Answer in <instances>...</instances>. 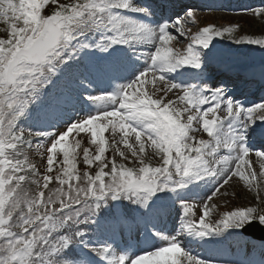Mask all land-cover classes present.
Instances as JSON below:
<instances>
[{
    "label": "snow or ice",
    "instance_id": "obj_1",
    "mask_svg": "<svg viewBox=\"0 0 264 264\" xmlns=\"http://www.w3.org/2000/svg\"><path fill=\"white\" fill-rule=\"evenodd\" d=\"M253 14L264 15V8ZM149 15L133 0H0L6 33L0 38V264H264V242L242 231L253 222L264 226V208L237 207L213 218L217 204L209 203L226 195L221 189L234 178L260 201L264 151H255L259 174L247 158L255 139L264 141V99L249 106L227 87L202 83L217 38L261 48L264 38L215 25L192 33L185 27L187 18L195 20L192 11L183 22L156 27ZM171 29L188 36L186 47L170 46ZM149 73L163 85L151 93L144 90ZM173 90L183 108L164 102ZM89 104L94 112L70 122L78 106ZM61 122L66 130H45ZM201 129L208 139L194 135ZM74 131L90 132L95 151L81 149L80 140L68 145ZM33 148L46 157L43 172L29 158ZM81 163L86 167L79 169ZM194 183L216 187L205 201H175L174 234L158 229L169 211L167 194ZM157 239L163 243L155 245ZM193 241L213 246V254H194L186 246Z\"/></svg>",
    "mask_w": 264,
    "mask_h": 264
},
{
    "label": "rangeland",
    "instance_id": "obj_2",
    "mask_svg": "<svg viewBox=\"0 0 264 264\" xmlns=\"http://www.w3.org/2000/svg\"><path fill=\"white\" fill-rule=\"evenodd\" d=\"M186 1V3H183ZM249 5L247 7H243L241 3L239 4L236 2L237 7L235 9L230 10L231 12H241L240 14H235V13H230L228 9H223V10H210L213 12H206L204 9H193L195 3L193 0H168L165 2L169 3V6H162L161 4L164 3L163 0H160L159 2H153L152 0H133L134 3L140 4L146 8H149L150 15L146 17V19H152L154 16V13H156V18L160 20L157 24L152 23L153 27H156L157 25H162L164 23H169L170 24L175 21L177 18H181L183 22V18H185L186 11H192L195 16V20L192 18H187V22L185 24L186 29H191L192 33H195L198 31L200 28L206 27L208 25H215L217 28H226V27H235L234 35L236 36H251L253 38H264V15L261 16H256L253 14V9H258V8H264V0H248ZM61 3H67L70 2V0H60ZM252 2H259L262 3L263 5L257 6L256 8H251ZM183 4V5H182ZM153 6H159V7H153ZM51 8H47L45 10V13L50 14L51 13ZM163 8L165 9L164 15L162 14ZM151 9H155V11H160L161 13L159 14L158 12H151ZM163 15V16H162ZM162 18V19H160ZM150 22V21H149ZM5 28V25L0 24V38H6V33L3 31ZM172 35L176 37L173 41H170V46L173 47L174 49H183L186 47L187 43L189 42L188 36L181 37L178 32L175 31V29L170 30ZM216 47L213 49L212 56L215 58V61H213L211 64L207 65L205 67V72L209 76L207 79L208 81H205V83L208 86H221V87H227L231 90V94L233 97L237 100L244 101L245 104H248L251 106L253 102H257L258 100L255 98V94L252 92H244V87L247 81L242 83L238 78H241L243 74L239 72L242 70V68L249 67L248 59L247 56L252 52L256 50H261L264 48H261L258 45H248L247 43L237 45L231 40L227 39V36L225 38L220 39L217 38V41H215ZM243 53V56L241 53ZM141 64L143 63L142 61L140 62ZM224 66L230 67L231 72L225 73L222 69ZM264 68V67H261ZM261 68L254 69V72L256 73V79L259 81V71ZM232 71H237L239 72L238 74H234ZM243 70L242 73H244ZM221 72L218 77L215 75ZM175 76V74H172ZM215 76L216 77V82L212 83L210 82V77ZM227 79L229 82L225 85H221L220 82L221 80ZM146 84L144 85V90H147L149 93L154 91V87H162L163 85L157 80L155 85L152 82V76L151 73L148 74L146 77ZM252 81V80H250ZM123 82V81H120ZM179 82V81H176ZM240 84V87L237 90H233L236 85ZM248 85H251L249 83ZM256 89H259V85ZM253 89L254 92L256 89ZM93 91L98 94V90L93 89ZM160 95H163V93H157V96L154 98H158ZM173 100L175 102V106L177 108H183V104H181L177 99H176V90H173V92L169 93L167 97H165L164 102L166 103L167 100ZM260 100L264 99V96L259 98ZM207 107V106H205ZM94 106L88 105L87 108L84 106H78L76 111L72 113V119L70 122H75L76 118L79 116H84L86 112L92 111L94 112ZM69 122V123H70ZM25 126V125H24ZM193 126L196 127L195 122H193ZM26 127V126H25ZM67 129V124L64 122H61L58 124L57 127L50 128V129H45L48 131H53L57 132L58 130H66ZM194 135L197 136L198 139H208V136L206 133L203 132L201 129L199 132L194 133ZM90 132H81L77 134L75 131L69 135L68 139H78L81 141V149L86 146L89 147L90 151L94 152L95 151V146L90 144ZM120 137V133L116 134V140L118 141ZM105 138L106 140H109L111 142L112 139V133L111 131H106L105 132ZM69 139V140H70ZM67 142V141H66ZM84 142V143H83ZM255 142H262V140L257 137L254 141ZM35 143V140H34ZM50 147V143L48 145ZM120 147L123 148L122 145ZM107 148V145H106ZM81 149H78L81 151ZM59 151V147H58ZM146 151L148 152V159L150 163L153 166H159V158L155 157L151 153V149L146 148ZM259 151H263L260 149ZM112 155L111 150H107L106 154ZM251 153V152H250ZM60 156V155H59ZM57 156V158L59 157ZM29 157L37 164V166L41 169V172H43L44 168L46 167V157L41 158L33 148L32 150H29ZM116 159L119 161L120 158L116 157ZM250 161L251 167L259 174L260 172V159L257 158L256 156H251L247 158ZM131 166V165H129ZM216 185L213 184H203V183H194L190 184L185 190L178 192L177 194L172 196V200L168 202V207H169V212L167 216L161 221V223H166L164 225L162 224H157V228L163 230L166 234H174L175 230L179 229V221L174 222V227H172V222L168 221L171 218L174 217V215L178 212L177 218L179 219V202L175 203L177 199H188L190 202L193 203H199L201 201H205L207 199L208 195H211L212 191H214V188ZM262 189H264V185H262ZM221 193H227L226 195H221L220 193L217 194L213 198V201L209 203H216L217 204V209L215 210L213 214V218H215L216 215L223 213L224 211L227 210H235L237 207H245V206H252V207H259V208H264V190L261 191L260 193V201H257L255 199L256 193L255 192H250L247 187L244 185L243 182H240L238 178H234L233 182H230L229 185H225L224 188L221 189ZM127 202V201H125ZM196 211H199V209H194ZM173 231V232H172ZM122 239H128L127 236L123 237ZM163 241L157 239L154 241L155 245H160L162 244ZM189 247L194 254H198L201 257L208 258L210 255L213 254L212 248L213 246H206V247H197L196 242L193 241L191 243H187L186 245ZM226 247H231V245H226ZM118 251H124L125 249L121 248L119 245H117ZM155 250V249H152ZM143 254V253H141ZM229 259L233 258L231 256L228 257ZM213 259L215 260L216 257L213 256Z\"/></svg>",
    "mask_w": 264,
    "mask_h": 264
},
{
    "label": "water",
    "instance_id": "obj_3",
    "mask_svg": "<svg viewBox=\"0 0 264 264\" xmlns=\"http://www.w3.org/2000/svg\"><path fill=\"white\" fill-rule=\"evenodd\" d=\"M261 56H264V51L251 55L250 59L253 61ZM243 232L253 238L264 241V228L260 229L254 223L245 228Z\"/></svg>",
    "mask_w": 264,
    "mask_h": 264
},
{
    "label": "trees",
    "instance_id": "obj_4",
    "mask_svg": "<svg viewBox=\"0 0 264 264\" xmlns=\"http://www.w3.org/2000/svg\"><path fill=\"white\" fill-rule=\"evenodd\" d=\"M78 150V149H77ZM79 152V151H78ZM30 158V157H29ZM31 159V158H30ZM62 159V156H59L58 158H57V160L54 162V170H55V164L57 163V162H59V160H61ZM32 160V159H31ZM77 167L79 168V169H83V168H85L86 166H84L82 163L81 164H78L77 165ZM95 169H92V171H94ZM122 203L123 204H125L124 203V201H122Z\"/></svg>",
    "mask_w": 264,
    "mask_h": 264
},
{
    "label": "bare ground",
    "instance_id": "obj_5",
    "mask_svg": "<svg viewBox=\"0 0 264 264\" xmlns=\"http://www.w3.org/2000/svg\"><path fill=\"white\" fill-rule=\"evenodd\" d=\"M152 23H154V22H152ZM251 156H255V151H253V152L251 153Z\"/></svg>",
    "mask_w": 264,
    "mask_h": 264
}]
</instances>
